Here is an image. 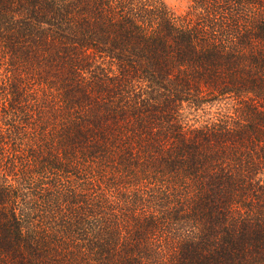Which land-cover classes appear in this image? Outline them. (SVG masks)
<instances>
[{"label":"trees","instance_id":"trees-1","mask_svg":"<svg viewBox=\"0 0 264 264\" xmlns=\"http://www.w3.org/2000/svg\"><path fill=\"white\" fill-rule=\"evenodd\" d=\"M188 1L0 0V264H264V0Z\"/></svg>","mask_w":264,"mask_h":264},{"label":"rangeland","instance_id":"rangeland-1","mask_svg":"<svg viewBox=\"0 0 264 264\" xmlns=\"http://www.w3.org/2000/svg\"><path fill=\"white\" fill-rule=\"evenodd\" d=\"M166 7L176 14H182L186 12L189 8V1L188 0H162ZM214 111V109H213ZM199 115H202L199 113ZM203 117V116H202ZM201 117V121L205 120Z\"/></svg>","mask_w":264,"mask_h":264}]
</instances>
